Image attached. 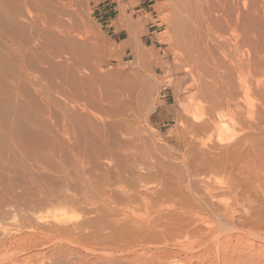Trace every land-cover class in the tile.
<instances>
[{
	"label": "rangeland",
	"instance_id": "1",
	"mask_svg": "<svg viewBox=\"0 0 264 264\" xmlns=\"http://www.w3.org/2000/svg\"><path fill=\"white\" fill-rule=\"evenodd\" d=\"M109 1L0 5V264H264V75L186 58L179 0Z\"/></svg>",
	"mask_w": 264,
	"mask_h": 264
},
{
	"label": "bare ground",
	"instance_id": "2",
	"mask_svg": "<svg viewBox=\"0 0 264 264\" xmlns=\"http://www.w3.org/2000/svg\"><path fill=\"white\" fill-rule=\"evenodd\" d=\"M177 1V0H176ZM6 2V0H5ZM4 1L0 0V5L4 6L5 10H8L11 12L14 8L11 6H8V3H5ZM15 2V1H14ZM44 3V2H43ZM176 3V2H175ZM178 3V12H179V19L178 20L181 28V34L182 40L184 43V54L186 58H189L191 60H194V62L198 63L202 67H236L229 65L228 55L226 53L223 54V59L215 56L211 52H208L206 50V37L213 38L214 42L217 43L216 47L219 48V50H223L226 52L227 48L230 47L234 49L235 52H241L244 51V53H247V58L244 59V65L242 67H248L247 73L248 75L253 76H260L264 75V42L260 40H253L252 37L256 36L258 39L264 35V5L261 7L255 8L253 11L251 9V6L247 8H241L239 5V2L237 0H179ZM10 4V3H9ZM12 5V3L10 4ZM17 10V9H15ZM13 10V11H15ZM1 11V8H0ZM44 11V10H42ZM177 11V10H176ZM5 13V11H3ZM15 13V12H14ZM43 13V12H42ZM251 13H255V16H257L256 19H252ZM1 15V14H0ZM2 16V15H1ZM8 16V15H7ZM9 17V16H8ZM254 18V17H253ZM1 20H3L2 17H0ZM5 19V18H4ZM10 19V18H9ZM6 20V19H5ZM12 22V21H11ZM2 23V22H1ZM3 25V24H2ZM176 25V24H175ZM179 25V24H178ZM7 28V27H6ZM9 28V27H8ZM175 28V27H174ZM10 29V28H9ZM5 31V30H1ZM176 31V30H175ZM6 32V31H5ZM241 32L243 35L242 40H238L235 38V34ZM14 35V33H12ZM212 40V39H211ZM55 44V43H54ZM180 44V42H179ZM181 45V44H180ZM182 46V45H181ZM209 50V49H208ZM243 53V54H244ZM183 56V55H182ZM232 56V55H231ZM11 64V63H10ZM228 64V65H226ZM198 65V66H199ZM28 68V67H27ZM1 74V73H0ZM234 76L232 73L228 72V75L226 73H223L220 76L221 79V88L222 92L219 95H216L212 100L215 107H220L226 109L228 112L227 114L233 115L232 107L235 102V90L236 85L233 80ZM42 79V78H41ZM38 81V80H37ZM42 81V80H41ZM39 84V83H38ZM47 91V90H46ZM58 92V91H57ZM48 94V93H47ZM8 97V96H7ZM8 109V108H7ZM6 109V111H7ZM5 109H2L0 105V118L6 114ZM7 120V119H5ZM8 123V122H6ZM5 124L3 123V127ZM7 127V126H6ZM28 138V137H27ZM5 139V138H4ZM78 139V138H77ZM79 140V139H78ZM40 141V140H39ZM2 142V141H1ZM5 142V141H4ZM38 142V141H37ZM43 142V141H41ZM40 142V143H41ZM19 143V142H18ZM44 143V142H43ZM5 144V143H4ZM12 144V143H11ZM10 144V145H11ZM30 146L31 143L28 142ZM45 144V143H44ZM2 146L0 143V152L2 151ZM8 146V145H7ZM20 146V145H18ZM28 146H24L25 149H28ZM5 148V145L3 146ZM13 147V146H12ZM38 147V146H37ZM21 148V149H24ZM31 148V147H30ZM33 148V146H32ZM15 150V149H14ZM35 150V149H34ZM39 150V149H37ZM10 151V150H8ZM17 151V150H16ZM32 151V150H30ZM18 153V152H17ZM32 153V152H31ZM44 154V153H43ZM94 154V152H93ZM97 154V153H96ZM33 155V153H32ZM38 155V154H37ZM40 155V154H39ZM89 155V154H88ZM67 156V155H66ZM4 157V156H3ZM39 157V156H38ZM17 158V157H16ZM28 158V157H27ZM49 158V157H48ZM52 159V157H51ZM45 163V162H43ZM54 163V162H53ZM87 164V163H86ZM22 165V164H21ZM60 165V164H58ZM123 165V164H121ZM206 165V164H205ZM209 165V164H207ZM98 166V165H97ZM119 166V165H118ZM210 166V165H209ZM59 167V166H58ZM124 169V167H122ZM132 168V167H131ZM209 168V167H208ZM207 168V169H208ZM88 169V168H87ZM133 169V168H132ZM57 170V169H56ZM67 171V170H66ZM122 172V171H121ZM126 172V171H124ZM195 172V171H194ZM197 172V171H196ZM199 172V171H198ZM200 172H203L200 170ZM118 173V172H117ZM93 174V173H91ZM195 174V173H193ZM84 175V174H83ZM167 175V174H166ZM118 176V175H117ZM116 176V177H117ZM162 176V175H160ZM100 177V176H99ZM126 177V175H125ZM159 177V176H158ZM88 178V177H87ZM112 178V177H111ZM157 178V176H156ZM6 179V178H5ZM116 179V178H115ZM118 179V178H117ZM116 179V180H117ZM171 179V178H170ZM57 180V179H56ZM99 180V179H98ZM113 180V179H112ZM129 180V179H128ZM115 181V180H114ZM126 181V180H124ZM152 181V180H151ZM148 181V182H151ZM167 181V180H166ZM111 182V181H110ZM158 182V181H157ZM3 183V182H2ZM95 183V182H94ZM101 183V182H100ZM126 184V183H125ZM168 184V183H167ZM34 185V184H33ZM99 185V184H97ZM113 185V184H112ZM166 185V184H164ZM103 186V185H102ZM196 186V185H195ZM2 187V186H1ZM89 187V186H88ZM93 187V186H92ZM146 187V186H145ZM166 187V186H165ZM55 188V187H54ZM98 189V187H94ZM100 188V187H99ZM135 188V187H134ZM46 189V188H45ZM44 189V190H45ZM132 189V188H131ZM136 189V188H135ZM139 189V188H138ZM177 189V188H176ZM197 189V188H196ZM99 190V189H98ZM97 190V191H98ZM112 190V189H111ZM110 190V191H111ZM130 190V189H128ZM151 190V189H150ZM157 190V188H156ZM161 190V189H160ZM159 190V191H160ZM113 191V190H112ZM51 192V191H50ZM57 192V191H56ZM107 192V191H106ZM105 192V193H106ZM154 192V191H153ZM53 193V192H52ZM58 193V192H57ZM112 193V192H108ZM107 193V195H108ZM126 193V192H125ZM159 192H156V195H159L160 197L165 195L169 192L164 189L159 194ZM36 194V192H35ZM104 194V193H103ZM142 194V193H141ZM102 195V194H101ZM113 195V194H112ZM110 195V196H112ZM153 195V194H152ZM86 196V195H85ZM96 196V195H95ZM12 197V196H11ZM82 197V196H81ZM109 197V195H108ZM137 197V196H136ZM134 197V198H136ZM154 197V196H153ZM204 197V196H203ZM65 198V197H64ZM94 198V197H93ZM104 198L107 199V196ZM117 198V197H116ZM151 198V196H150ZM161 198V199H162ZM171 198V197H170ZM81 199V198H80ZM99 199V198H98ZM103 199V198H102ZM132 199V198H131ZM154 199V198H153ZM160 199V198H158ZM166 199V198H165ZM205 199V198H204ZM41 200V199H40ZM47 200V199H46ZM91 200V199H90ZM128 200V199H127ZM140 200V199H139ZM157 200V198H156ZM115 201V200H114ZM131 201V200H130ZM154 201V200H153ZM159 202L162 200H158ZM35 202V201H34ZM41 202V201H40ZM66 202V201H65ZM68 202V201H67ZM122 202V201H121ZM168 202V201H167ZM54 203V201H53ZM69 203V202H68ZM71 203V202H70ZM69 203V204H70ZM152 203V201H151ZM164 203V202H163ZM188 203V202H187ZM65 204V203H64ZM73 204V202H72ZM78 204V203H77ZM115 204V203H114ZM122 204V203H119ZM155 204V203H154ZM36 205V204H35ZM59 205V203H58ZM76 205V204H75ZM73 204V207L75 206ZM27 206V205H26ZM38 206V205H37ZM43 206V205H42ZM105 206V205H104ZM126 206V205H125ZM129 206V205H128ZM160 206H162L160 204ZM29 207V206H28ZM81 207V206H80ZM86 207V206H85ZM111 207V206H110ZM116 207V206H115ZM186 207V206H185ZM36 208V207H35ZM38 208V207H37ZM124 208V207H123ZM122 208V209H123ZM155 208V207H154ZM94 209V208H93ZM92 209V210H93ZM126 210V209H125ZM182 210V209H181ZM110 211V210H109ZM95 213V212H94ZM113 213V212H112ZM111 214V213H110ZM126 214V213H125ZM88 215V214H87ZM116 215V214H115ZM129 215V214H128ZM137 215V214H135ZM127 216V215H126ZM99 217V216H98ZM105 217V216H104ZM106 218V217H105ZM135 218V217H134ZM104 219V218H103ZM112 219V218H111ZM117 219V218H116ZM147 219V218H146ZM91 220V219H90ZM109 221V220H108ZM145 221V220H144ZM100 222V221H99ZM113 222V221H111ZM117 222V221H116ZM134 222V225L141 224L139 218L136 217V219L132 220L130 219V223ZM125 223V222H124ZM84 224V223H83ZM90 224V223H89ZM98 224V223H97ZM113 224V223H111ZM150 224V223H149ZM81 225V224H80ZM88 225V224H87ZM121 225V224H120ZM119 225V227H121ZM124 225V224H123ZM126 225V224H125ZM132 225V224H131ZM85 226V225H84ZM90 226V225H89ZM133 226V225H132ZM73 227V226H72ZM112 227V226H111ZM117 227V226H116ZM142 227V226H141ZM140 226L138 228H141ZM58 228V226H57ZM77 228L81 229L83 226H78ZM86 226L84 227V229ZM90 228V227H89ZM114 228V227H113ZM135 229H132L133 233H137L139 230H137V226L134 227ZM146 228V227H145ZM61 230V228H59ZM58 229V230H59ZM70 229V228H69ZM74 229V228H73ZM55 230V229H54ZM67 230V229H66ZM71 230V229H70ZM137 230V231H135ZM147 230V229H146ZM49 231V229L47 230ZM46 231V232H47ZM53 231V230H52ZM123 231V230H122ZM131 231V232H132ZM54 232V231H53ZM57 232V230H56ZM69 232V231H67ZM66 232V233H67ZM141 232V231H140ZM48 233V232H47ZM60 233V232H59ZM64 233V232H63ZM65 233V235H67ZM72 233V232H71ZM123 233V232H122ZM125 233V232H124ZM128 233V232H127ZM139 233V232H138ZM69 234V233H68ZM64 235V234H63ZM121 235V232L120 234ZM123 235V234H122ZM69 236V235H68ZM111 237V236H110ZM121 237H124L121 236ZM131 237V236H130ZM33 238V237H32ZM31 238V239H32ZM35 238V237H34ZM113 238V237H112ZM120 238V237H119ZM119 238L117 240H119ZM36 239V238H35ZM108 239V238H106ZM111 240V239H110ZM114 240V239H113ZM111 240V241H113ZM116 240V237H115ZM116 240V241H117ZM120 240H122L120 238ZM110 242V241H108ZM113 243V242H111ZM35 244V243H34ZM34 247V246H32ZM120 247L117 249L119 250ZM117 250V251H118ZM121 250V249H120ZM122 251H124L122 249Z\"/></svg>",
	"mask_w": 264,
	"mask_h": 264
},
{
	"label": "crops",
	"instance_id": "3",
	"mask_svg": "<svg viewBox=\"0 0 264 264\" xmlns=\"http://www.w3.org/2000/svg\"><path fill=\"white\" fill-rule=\"evenodd\" d=\"M133 1V0H130ZM141 1V0H140ZM112 2L109 0H101L98 6V10L100 11L101 14H103L105 17L110 19L109 13L112 11ZM143 9H140L139 11H142Z\"/></svg>",
	"mask_w": 264,
	"mask_h": 264
}]
</instances>
